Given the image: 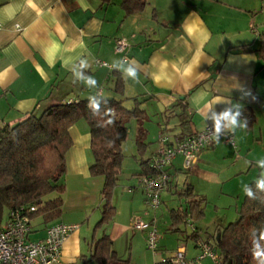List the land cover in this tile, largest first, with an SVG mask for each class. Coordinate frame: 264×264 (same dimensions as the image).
<instances>
[{"label":"crops","instance_id":"crops-1","mask_svg":"<svg viewBox=\"0 0 264 264\" xmlns=\"http://www.w3.org/2000/svg\"><path fill=\"white\" fill-rule=\"evenodd\" d=\"M241 5L238 0H147L140 11L128 14L121 0H0V126L51 104L88 99L99 93L123 97L126 107L141 109L140 121L131 119L137 124L136 134L138 127L145 131L133 160L126 161L129 167L125 169L130 173L124 175L129 176L130 189H123V196L118 198V184L114 186L109 198L113 213L107 222L96 226L104 206L103 178L90 175L88 169L93 154L87 122L79 118L71 125L61 213L45 227L38 218L33 220L30 240L43 238L47 226L63 222L78 225L62 244L65 264H94L91 252L103 234L111 239L118 258L134 264H153L179 246L184 248L185 264H212L209 258L196 260L198 248L193 239L172 227L169 210L174 207L168 208L167 220L159 222V212L147 206L153 213L145 212L144 195L137 187L140 162L149 160L158 147L157 139L154 146L146 141L148 131L156 130L157 137L163 128L170 134L183 131L174 115L181 110L188 119L185 131H199L211 124L203 117L206 103L238 101L244 107L248 128L233 134L235 147L223 140L213 143L198 151L196 162L188 170L182 166V156L176 155L167 168L169 185L161 192L178 196L177 190L188 183L204 199L202 207L217 197V213L212 211L214 215L210 213L207 220L206 206L203 215L193 221L200 239L236 217L243 185L259 174L254 161L264 157L262 38L253 43L241 33ZM118 37L127 40V58L140 65L139 83L97 63L110 65L114 59H122L114 50ZM81 58L89 61L87 71L97 79V89L72 82L68 62ZM118 81L121 86L115 92ZM202 92L206 95L198 100ZM223 107L222 103L215 105L216 111ZM245 160L253 164L246 166ZM178 198L179 205L185 204L184 197ZM133 213L141 214L135 217L144 221L155 216L159 231L156 254L146 247V232L130 226ZM7 219L5 209L0 221L5 224ZM179 226L190 231L186 225Z\"/></svg>","mask_w":264,"mask_h":264},{"label":"trees","instance_id":"trees-1","mask_svg":"<svg viewBox=\"0 0 264 264\" xmlns=\"http://www.w3.org/2000/svg\"><path fill=\"white\" fill-rule=\"evenodd\" d=\"M146 3L147 0H121V5L128 14L140 11ZM259 53L264 66V38L261 39ZM117 83L115 92H118L121 86L120 81ZM102 97L107 103H102L101 114L95 117L87 108L88 99H81L51 104L39 113L30 112L19 121L0 126V214L5 209L8 213L19 210L28 215L29 227L36 218L45 227L60 215L66 152L72 144L69 128L79 118H83L89 127L90 148L93 154V161L88 169L90 175L103 178L101 195L104 206L95 225L99 226L109 220L113 213L109 198L112 189L119 181L123 157L121 144L127 136V122L131 118L140 121L142 111L135 105L126 107L123 97ZM107 109H111L112 112L107 113ZM174 115L183 131L170 134L163 128L157 137L158 147L159 135L166 136V144L171 145L175 140L196 132L185 131L188 119L184 111H178ZM108 120L113 122L107 124ZM144 133L145 131L138 127L135 139L138 146L143 143ZM140 164V176L151 173L148 159ZM248 184L254 186V180ZM168 185L169 175L164 189ZM177 194L184 197L185 204L169 210L172 227L175 230L185 234L186 238L193 239L196 247L198 240L209 242L225 263L231 260V264H257L250 252L251 230L264 226V203L249 199L243 193L236 217L221 228L216 227L217 232L209 233L208 238L200 239L193 221L203 215L204 199L198 197L188 183L177 190ZM31 207H34V210H30ZM180 224H188L190 231L186 232L185 228L179 226ZM216 233H219L218 238ZM91 260L94 264H134L128 259H121L115 255L111 239L107 234H103L95 241Z\"/></svg>","mask_w":264,"mask_h":264},{"label":"built area","instance_id":"built-area-1","mask_svg":"<svg viewBox=\"0 0 264 264\" xmlns=\"http://www.w3.org/2000/svg\"><path fill=\"white\" fill-rule=\"evenodd\" d=\"M127 46L126 38L118 37L114 43V50L121 53L122 58H125L127 57L125 55ZM97 63L106 65L105 62L99 60ZM208 127L211 128V124L205 125L201 130L182 139L175 140L171 145L166 144V136L159 135L160 146L149 159L151 173L141 175L138 180L145 204L150 210L159 207L160 194L168 181L167 168L172 159L177 154L182 155L183 167L189 169L196 162L198 151L214 143H201V137L207 135ZM221 140L235 147L233 135L221 137ZM30 210H34V207H31ZM188 224L192 227L190 223ZM130 226L133 229L146 232V247L152 254H156L159 234L154 220L144 221L139 217H133ZM77 227V224L55 222L45 228L43 238L30 240L28 238L30 230L28 215L19 210H12L8 213L5 224L0 221V264H65L61 257L62 244ZM196 244L198 247L196 260L209 258L212 264H226L222 256L214 250L209 242L198 240ZM185 263L184 248L180 246L175 252L160 256L153 264Z\"/></svg>","mask_w":264,"mask_h":264},{"label":"clouds","instance_id":"clouds-1","mask_svg":"<svg viewBox=\"0 0 264 264\" xmlns=\"http://www.w3.org/2000/svg\"><path fill=\"white\" fill-rule=\"evenodd\" d=\"M68 66L72 73V82L74 84H81L89 90L97 89L99 83L97 79L88 74L90 63L87 59L81 58L78 62H68ZM109 70L119 71L125 79H129L134 83H139L140 65L137 61L129 60L127 57L122 59H114L111 64H106ZM250 95V93H247ZM205 93L198 94L197 99L202 100ZM107 101L99 93L90 95L88 97L87 108L93 117L101 114V106ZM222 103L225 105L220 111H216L215 105ZM111 113V109L106 110ZM203 117L205 122L211 121V128H207V135L201 137V143H219L221 137L232 136L239 130H246L248 128V120L244 116V107L240 102L231 101H217L215 104L208 102L204 105ZM113 121L108 120L107 124ZM246 166H251L253 161L245 160ZM255 166L259 169V174L254 180V186L244 184L242 191L246 197L252 200H260L264 203V157L258 158L254 161ZM252 258L257 264H264V226L254 228L251 230V249Z\"/></svg>","mask_w":264,"mask_h":264},{"label":"rangeland","instance_id":"rangeland-1","mask_svg":"<svg viewBox=\"0 0 264 264\" xmlns=\"http://www.w3.org/2000/svg\"><path fill=\"white\" fill-rule=\"evenodd\" d=\"M238 2H240V4H242L241 6L243 9V16H244L243 20L241 21V24H240L241 33L243 34L244 37H248V40L250 42L253 41V43H259V40L261 38H264V0H238ZM149 106L150 105H148V107ZM41 111H42V109L39 112H41ZM136 126H137V124H136L134 119H130L127 122V127H128L127 136H126V139L121 144V151H122V155H123L122 160L125 159V161H123V163L121 161V167L124 165V168L122 169L123 173H121L120 181L118 183V189H117V193H116V196L118 198L123 196V193H121V192H123V189H127L132 185L131 183H129V180H128L129 176L124 175V173L125 172L130 173V170L125 169V168L129 167L128 163L126 161L128 159L132 161L133 160V153L135 152V150L136 151L138 150V146H137V143L135 141V139H136ZM148 132L149 133L146 135V141L150 142V145H153V146L156 145L157 131L155 130V131H148ZM233 141L235 144L236 140H235L234 136H233ZM130 178H131V176H130ZM135 186H137V185H135ZM137 188H139V183H138ZM163 193L160 196L159 207L156 208L155 210H153V212H155V213L159 212V216L157 217L159 219V222H162L164 219L167 220L168 208L176 207L177 205L180 204V200H179L177 195H175L173 193L168 194L167 192H163ZM126 196H125V198H126ZM216 199H217V197H214L212 200L208 199L207 200L208 202H205L203 204L204 209L207 206V214H206L207 220L211 219L210 213H212V211L217 213V211H214V204L217 201ZM144 204L145 203H143V206H145V212L146 213L147 212L153 213L150 210H148L149 208L146 209V205H144ZM122 209L125 210L126 207L124 206ZM133 214H134V216H132L131 219L135 216L141 215L139 213H133ZM160 214L163 217H161ZM212 215H214V213H212ZM152 217H153L156 229H157L158 227L156 225V218H155V216H152ZM186 228L189 229L188 224H186ZM157 232H159L158 229H157ZM157 244H158V241H157ZM147 251H149V250H147Z\"/></svg>","mask_w":264,"mask_h":264},{"label":"water","instance_id":"water-1","mask_svg":"<svg viewBox=\"0 0 264 264\" xmlns=\"http://www.w3.org/2000/svg\"><path fill=\"white\" fill-rule=\"evenodd\" d=\"M180 98L182 99L183 97L180 96ZM218 236H219V233H216V237H217V238H218ZM226 264H231V260H228V261L226 262Z\"/></svg>","mask_w":264,"mask_h":264}]
</instances>
